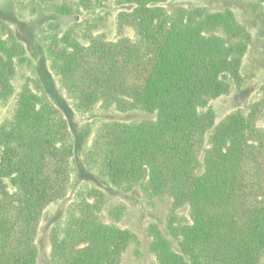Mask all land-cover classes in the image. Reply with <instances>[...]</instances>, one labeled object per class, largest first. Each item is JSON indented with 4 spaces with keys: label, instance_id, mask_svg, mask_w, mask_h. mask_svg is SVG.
<instances>
[{
    "label": "trees",
    "instance_id": "obj_1",
    "mask_svg": "<svg viewBox=\"0 0 264 264\" xmlns=\"http://www.w3.org/2000/svg\"><path fill=\"white\" fill-rule=\"evenodd\" d=\"M106 1L79 0V8ZM174 1L113 0L131 6L117 24L134 37L109 40L77 20L49 35L47 58L74 112L155 116L83 126L82 167L127 192L168 196L172 212L189 208V221L171 220V237L151 225V264H262L264 134L255 116L233 111L217 122L210 106L242 82L251 34L231 9L171 10ZM27 59L13 31L0 36V102L17 92V67ZM76 155L68 118L27 79L0 122V264H38L40 223L49 205L68 196ZM107 202L97 187L77 191L64 226L51 232L52 264H122L136 235L118 226V212L111 211L114 222L101 220Z\"/></svg>",
    "mask_w": 264,
    "mask_h": 264
},
{
    "label": "rangeland",
    "instance_id": "obj_2",
    "mask_svg": "<svg viewBox=\"0 0 264 264\" xmlns=\"http://www.w3.org/2000/svg\"><path fill=\"white\" fill-rule=\"evenodd\" d=\"M64 5L68 9L66 14L59 11ZM178 6H204L210 11L231 9L248 29L251 42L243 60V80L239 85L233 84L230 93L212 100L210 106L216 114L217 122H221L233 111L255 116L256 126L264 134V0H176L168 4L171 10ZM90 7L79 8V0H0V36L6 38L13 31L27 48L26 63L17 67L14 79L16 91L30 79L34 89L44 91L52 98L56 107L69 120L77 149V165L80 168L73 178L68 196L45 210L37 236L40 251L38 264H52L51 232L64 226L69 206L83 185L97 187L106 193L108 202L101 213L102 221L114 222L111 211L118 212L122 215L116 221L118 226L129 229L136 235V240L124 253L122 264H151L154 261L150 250L151 225H159L171 237L168 230L171 220L189 221V208L184 206L172 212V199L168 196L149 198L140 188L127 192L88 172L82 167L85 140L83 141L81 128L95 119L134 122L155 116L143 110L122 112L115 108L105 110L101 107H97L89 117L74 112L67 91L63 88L60 77L52 70L46 54L49 35L53 32L63 33L75 20L83 22L95 35L103 34L109 40H116L121 36L134 37L131 28H120L117 24L118 13L131 6H117L113 0H109L105 6L96 4ZM47 84H50L49 88L44 87ZM17 92L7 102H0V122L12 113Z\"/></svg>",
    "mask_w": 264,
    "mask_h": 264
}]
</instances>
